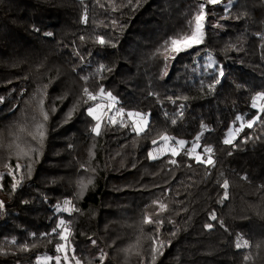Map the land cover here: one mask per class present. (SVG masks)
<instances>
[{
    "label": "trees",
    "instance_id": "16d2710c",
    "mask_svg": "<svg viewBox=\"0 0 264 264\" xmlns=\"http://www.w3.org/2000/svg\"><path fill=\"white\" fill-rule=\"evenodd\" d=\"M201 4L203 42L173 51ZM258 93L264 0H0V264H38L41 255L54 264L60 220L80 264H101L102 255L103 264H152L157 236L166 246L155 264H264ZM99 95L123 119L100 122L96 135L87 110ZM130 112L147 117L139 136ZM237 118L252 127L225 144ZM40 123L42 141L31 135ZM162 134L184 147L150 159ZM194 140L212 149L213 165L188 154ZM65 201L70 212H57Z\"/></svg>",
    "mask_w": 264,
    "mask_h": 264
},
{
    "label": "snow or ice",
    "instance_id": "6c2138e0",
    "mask_svg": "<svg viewBox=\"0 0 264 264\" xmlns=\"http://www.w3.org/2000/svg\"><path fill=\"white\" fill-rule=\"evenodd\" d=\"M130 2H131V0H130ZM207 2L209 4H211V5H216V4H220L221 0H207ZM84 19L86 20V16L84 17ZM204 20H205V9H204V5L201 4L200 11L197 14V16L195 17V21H196L195 30L192 32V34L190 36H184V37H180V38H173L171 40V45L173 46V50L178 53L180 51H184L185 48H191L195 44L202 43L203 40H204V32H203V26H204L203 22H204ZM98 42L101 43V44L105 43V41L102 38H98ZM102 69H103V66H102ZM220 75L223 76V72H221ZM219 82H220L219 80L216 81V83H219ZM210 87H212V86L210 85ZM83 91H84V94L87 95L90 100H94L96 98V96L93 93H91L87 88H85ZM103 91H104L103 88H101V93H103ZM108 95H109V97H111L110 93ZM258 101H264V93H258L256 96L252 97V107H254V108L257 107V102ZM43 105H44V100L40 99L39 100L40 114L42 115L43 120L47 121L48 114L44 111ZM75 110L76 109L74 107L73 109H71L68 112V114H67V118L68 119L71 118L72 113ZM260 110L264 111V104L260 105ZM87 111H88V115L93 116V118L96 119V117L94 116V112H95L94 108L89 107ZM128 115H129V117H132V116L139 117V119L134 122L135 123L134 131L139 136L142 132L145 131V129L147 127V118L145 116L141 115L140 113H131L130 112V113H128ZM112 122L115 123L116 121L113 120ZM252 124H253V122H249L247 127L251 128ZM21 131H23V129H21ZM92 131L96 135H100V124L97 123L95 125V127L92 128ZM31 135H32L33 139H36L37 135H38L40 140L42 141L43 137H44L43 124L42 123L37 124L36 125V132L31 134ZM161 139L167 141L169 139V137L162 134L161 135ZM153 143L155 144L156 140H153ZM177 143L180 146H183L184 141H182V140L181 141H177ZM224 143L225 144H229V143H231V140L230 139H225ZM17 148L19 149V145H17ZM31 150L32 149H30V151ZM20 151L22 152L23 155H27L28 154L27 152H24L23 150H20ZM194 151H195V148L192 149V152H194ZM206 151L208 153H211L212 149L208 148V149H206ZM172 155H174V156L177 155L175 149H172ZM149 158L155 159L156 157H154L153 154L150 152L149 153ZM195 159L197 161L201 162V163H207L208 165H213L214 164V161L210 157H208L205 160V159H202L201 156L197 155L195 157ZM171 163H176V161L173 160V161H171ZM5 167H8V165H5ZM19 167H20V165H17V168H19ZM30 172H31V167L29 166V174H30ZM11 174L12 173L9 172V175H11ZM18 183L19 182H14L12 184V190L13 191L17 188V184ZM89 183H91V181H89ZM86 187H87L86 185L81 184V192H83ZM222 187L225 189V197L224 198H227V189L229 187V184H228L227 180L224 181ZM69 203H70L69 201H65L66 205L69 204ZM154 203H157V202H154ZM0 206H2V202H0ZM159 208H160L161 212L166 211L167 210V205H165L163 203H160L159 204ZM210 219H213V220L216 219V216H215L214 213L211 214ZM143 223H145V224L156 223V224L162 225L163 221H161V220H155L154 221L151 217L145 216L144 219H143ZM57 227L58 228H63L65 233L68 232V229H67V227L64 226V222L63 221H60V223L57 225ZM211 227H212L211 224H206L205 225L206 229H210ZM53 232H55V229L53 230ZM57 235H59V238L61 240H65V241L67 240V236L66 235L59 234V233H57ZM173 235H175V233H173ZM93 243H95V241H93ZM167 244L170 245L171 241L167 242ZM152 245H153L152 248H151L152 264H155V261H156L157 257L163 255V249L166 246V244H165V242L160 241L158 236H157L156 238L152 239ZM243 246H247V241L244 242ZM241 247H242L241 243L237 242L236 243V248L239 249ZM56 251L58 253H60V252L65 253L64 260L66 262L68 261L69 257L67 256V247H66L65 244H59L58 243L56 245ZM39 259L40 258H38V260ZM43 259L45 261H47V260L52 259V258L51 257H44ZM55 259L57 261V264H60V257H56ZM72 259L76 260V264H80V261L78 259H76L75 256H73ZM103 259H104V257L102 255L101 256V264H103ZM248 259H249V257L245 256V260H248Z\"/></svg>",
    "mask_w": 264,
    "mask_h": 264
},
{
    "label": "rangeland",
    "instance_id": "374dc122",
    "mask_svg": "<svg viewBox=\"0 0 264 264\" xmlns=\"http://www.w3.org/2000/svg\"><path fill=\"white\" fill-rule=\"evenodd\" d=\"M231 1L232 0H221V3L220 4H216V5L222 6V7H226L228 4H230ZM195 26H196V21H195V25H194L193 31L195 30ZM172 49H173V46H172ZM98 100H100L99 103L96 104L95 106H92V108L95 109L94 116L96 117V119H94L93 116H91V117L94 119L95 125L97 123L100 124V122H102V121L113 123L112 122L113 120H115L117 122V121H121L123 119V116L121 115L122 114L121 112L115 111L114 109H112V100L111 99H109L107 96L99 95L98 96ZM261 104H264V102L263 101H258L257 102V107H255L254 109L256 111H259ZM87 113H88V111H87ZM125 116L130 122H132L133 128H134L135 127V123L134 122L136 120H138L139 117H136V116L129 117L128 113H125ZM248 123L249 122H243L241 120V118H237L236 121H235V124H231L230 127L228 128V130L226 131L225 136H224V141H225V139H230L232 141L236 137L238 132L243 127L247 126ZM183 147H184V144H183V146H180L177 143L176 140H173V141H171L170 139H168L167 141L161 140V143H160L159 147H155V148L150 149V151L148 152V157H149V153L150 152L153 154L154 157H159L162 154H171L172 155V149H175L176 153H177ZM193 148H195L194 152H192ZM187 152L195 161H197L195 159V157L197 155L201 156L202 159H205V160L209 157V153L206 151V148L198 147V143H197L196 140L190 142V145L188 146ZM150 159H152V158H150ZM197 162H199V161H197ZM56 211L57 212L62 211V212L68 213V212H70V207L65 204L63 206L57 207ZM60 221H59V223H60ZM64 226L66 227L65 224H64ZM59 229H60V234H63V235L67 236V240L66 241L65 240H61V244H65L66 245V247H67V256L69 257V259L66 262L64 260L65 253H63V252L58 253L56 251V256L53 258V263L57 264V261H56L55 258L56 257H60V264H76V262L72 259L71 255H70V247H69V243H68V232L65 233L63 228H59ZM44 257H47V256H45V255L39 256L38 258H40V259L38 260V258H37V263L38 264H46V263H48L50 261V259L45 261L43 259Z\"/></svg>",
    "mask_w": 264,
    "mask_h": 264
}]
</instances>
